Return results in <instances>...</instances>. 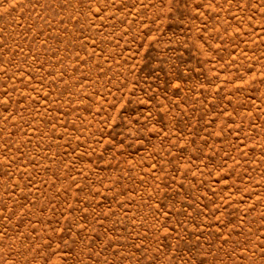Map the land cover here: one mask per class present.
I'll return each mask as SVG.
<instances>
[{"label": "rangeland", "instance_id": "rangeland-1", "mask_svg": "<svg viewBox=\"0 0 264 264\" xmlns=\"http://www.w3.org/2000/svg\"><path fill=\"white\" fill-rule=\"evenodd\" d=\"M0 264H264V0H0Z\"/></svg>", "mask_w": 264, "mask_h": 264}]
</instances>
